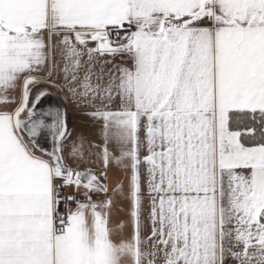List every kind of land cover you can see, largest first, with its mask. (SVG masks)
<instances>
[{
    "label": "snow or ice",
    "instance_id": "6c2138e0",
    "mask_svg": "<svg viewBox=\"0 0 264 264\" xmlns=\"http://www.w3.org/2000/svg\"><path fill=\"white\" fill-rule=\"evenodd\" d=\"M0 264H264V0H0Z\"/></svg>",
    "mask_w": 264,
    "mask_h": 264
},
{
    "label": "crops",
    "instance_id": "0c3cea01",
    "mask_svg": "<svg viewBox=\"0 0 264 264\" xmlns=\"http://www.w3.org/2000/svg\"><path fill=\"white\" fill-rule=\"evenodd\" d=\"M48 93L49 98L45 101V107H60L67 113V123L69 130L73 135L83 134L89 136L94 142L99 143L98 137L92 136V127L85 116L76 108L70 98H66L65 94L58 89H53L50 86L42 85ZM118 178V174L115 170L109 171L108 183L110 187L115 184ZM93 199H99V197H93ZM114 221L116 217H113Z\"/></svg>",
    "mask_w": 264,
    "mask_h": 264
}]
</instances>
